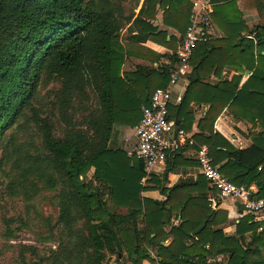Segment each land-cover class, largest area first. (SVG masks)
Listing matches in <instances>:
<instances>
[{"label": "trees", "instance_id": "obj_1", "mask_svg": "<svg viewBox=\"0 0 264 264\" xmlns=\"http://www.w3.org/2000/svg\"><path fill=\"white\" fill-rule=\"evenodd\" d=\"M211 1L213 22L225 36L198 42L190 61L198 77L190 76L168 117L188 131L191 103H207L202 132L185 147L207 144L231 181L255 184L253 194L264 198V0H253L259 17L253 26L237 0ZM140 3L0 0V186L25 201L54 191L62 234L49 256L26 244L20 256L25 264H264V218L246 212L232 222L209 200L217 191L203 175L194 185L163 189V200L145 196L143 160L117 142L118 118L137 125L178 63L177 39L153 20L162 9L164 23L185 32L193 6L190 0ZM125 39L167 46L170 64L159 63L167 54ZM131 56L152 64L127 72L123 63ZM225 65L235 71L232 78L209 82ZM52 83L58 86L48 88ZM224 107L254 129L250 146L238 148L214 130ZM231 222L232 231L225 230ZM28 254L36 260L27 262Z\"/></svg>", "mask_w": 264, "mask_h": 264}, {"label": "built area", "instance_id": "obj_2", "mask_svg": "<svg viewBox=\"0 0 264 264\" xmlns=\"http://www.w3.org/2000/svg\"><path fill=\"white\" fill-rule=\"evenodd\" d=\"M192 4L189 24L176 50L178 63L168 83L157 87L152 93L149 104L143 107L142 117L135 128L137 145L134 152L144 162L145 175L141 179L143 185L151 177L158 163L165 162L174 151L186 145L196 144L192 134L184 128H176L174 121L168 117L172 87L179 78L190 76V61L198 42L204 38H212L215 33L213 2L192 0ZM195 158L201 174L216 189L218 199H234L242 205L245 212L253 213L257 218H264V198L255 196L252 186L247 187L231 181L214 163L207 144L198 146ZM259 231H264V225L259 227Z\"/></svg>", "mask_w": 264, "mask_h": 264}, {"label": "crops", "instance_id": "obj_3", "mask_svg": "<svg viewBox=\"0 0 264 264\" xmlns=\"http://www.w3.org/2000/svg\"><path fill=\"white\" fill-rule=\"evenodd\" d=\"M141 3L140 5L142 4ZM192 1V0H190ZM240 9L243 11L244 19L249 26H253L258 22V13L255 9H251L248 7L246 0H237ZM140 7V6H139ZM139 7L136 9L138 11ZM164 11L161 9L157 14V18L153 20L155 25H158L161 29H164L168 32V38L172 36L177 39V47L179 45L180 39L184 32L177 30L176 28L169 26L164 23L163 19ZM215 33L212 38H221L225 36V34L214 24ZM124 36L126 38V30L124 31ZM136 32L133 33V35ZM124 42H137L140 43V46H145L159 53H165L167 56H164L160 59L159 63L162 64H170L169 55L172 53V49L168 48L165 45L156 43L152 40L146 39L145 41H133L130 39H125ZM158 62L153 63L154 66H158ZM136 64H152L150 61L137 56H131L125 59L123 63V70L127 72H134L136 70ZM234 70L230 65H225L221 71L220 75L211 74L208 76L209 82L216 84L222 79H231ZM249 70H246L242 79V82L246 81L249 77ZM197 74V73H196ZM193 76V70L190 74ZM190 76L185 78L181 77L177 81V83L172 87V97H171V105H177L180 103L188 85L190 82ZM198 77V75H197ZM194 77V79H197ZM208 104L203 102H193L191 103L190 110L193 112L191 129L188 130L190 134H195L198 132H202L199 128V121L202 117L205 116L208 110ZM123 111L125 109H122ZM120 124L121 133L118 136L117 142L120 146H123L124 149L128 151V153L134 152L137 145V137L135 133L136 125L131 126L128 123L126 117L122 116L118 118ZM174 121V120H173ZM250 124H247L243 121H238L235 119L234 115L231 113L229 107H224L221 113L214 121V130L220 132L223 136H225L234 146L238 148H246L252 144L251 134L254 129H251ZM195 147H185L182 149L181 153L178 157L174 158V156L169 155L165 162L158 163L152 172L151 177L146 182L144 195L147 197L163 200L167 197V194L163 191V189H171L176 185H194L197 183L199 178L201 177V172L195 158ZM254 189V192L257 190L255 184L251 185ZM168 190V191H169ZM215 202H214V200ZM209 200L212 201L213 206L216 208L224 209L228 212L229 219L233 221H238L239 218L245 214L246 212L243 210L242 205L234 199H218L217 194H213V191L209 193ZM116 211L119 213H126L127 209L125 207H117ZM178 221L176 218L172 219L171 224H176ZM225 224L224 229L227 231H232L233 224ZM171 225L166 227V230H169ZM170 238L167 239L169 241ZM154 254V253H153ZM142 264H158V262H150L148 260H143Z\"/></svg>", "mask_w": 264, "mask_h": 264}, {"label": "rangeland", "instance_id": "obj_4", "mask_svg": "<svg viewBox=\"0 0 264 264\" xmlns=\"http://www.w3.org/2000/svg\"><path fill=\"white\" fill-rule=\"evenodd\" d=\"M245 2L255 9L253 0ZM57 86V83H52L48 88ZM48 88L42 90V95ZM54 194V191L45 190L33 200L25 201L10 196L5 185L0 186V264H25L20 256V248L24 244L36 246L39 256H49L50 250L57 248L62 234L57 222L59 206ZM26 260L31 262L36 258L28 254Z\"/></svg>", "mask_w": 264, "mask_h": 264}, {"label": "water", "instance_id": "obj_5", "mask_svg": "<svg viewBox=\"0 0 264 264\" xmlns=\"http://www.w3.org/2000/svg\"><path fill=\"white\" fill-rule=\"evenodd\" d=\"M193 76H194V77H197L196 72L193 73ZM174 130H175V129H174ZM174 130H173V132H174ZM205 225H206V221H204V222L200 225V227L197 228V229L194 231V234L198 233V231H200Z\"/></svg>", "mask_w": 264, "mask_h": 264}]
</instances>
